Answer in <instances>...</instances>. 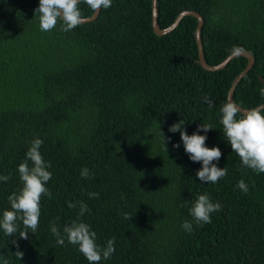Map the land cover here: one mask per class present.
<instances>
[{
  "label": "trees",
  "instance_id": "obj_1",
  "mask_svg": "<svg viewBox=\"0 0 264 264\" xmlns=\"http://www.w3.org/2000/svg\"><path fill=\"white\" fill-rule=\"evenodd\" d=\"M152 1L112 0L72 31L57 24L42 32L34 14L39 0H0V175L11 177L0 181V218L11 210L8 196L22 187L18 165L36 138L52 173L46 185L52 199H41L36 233L29 230L27 240L17 234V248L0 230V264H88L76 246H58L50 231L54 221L62 231L75 219L80 201L96 243L103 248L115 240L114 254L100 264H264V173L242 166L219 123L249 60L239 55L222 69L204 68L197 18L187 15L158 35ZM80 8L84 17L94 13ZM184 10L204 17L209 64L237 50L254 54L233 98L246 109L263 104L264 0H158L160 27ZM179 121L188 135L212 125L198 134L206 135V147L221 150L213 163L227 175L216 184L199 181L202 163L190 160L179 132L169 131ZM83 168L90 178L81 177ZM241 179L247 193L237 187ZM92 192L99 198H90ZM200 194L222 210L197 226L190 208ZM186 220L191 233L181 227Z\"/></svg>",
  "mask_w": 264,
  "mask_h": 264
},
{
  "label": "clouds",
  "instance_id": "obj_2",
  "mask_svg": "<svg viewBox=\"0 0 264 264\" xmlns=\"http://www.w3.org/2000/svg\"><path fill=\"white\" fill-rule=\"evenodd\" d=\"M85 4L93 12L101 9H108L112 5V0H39V6L34 10L38 17L39 29L42 32L53 30L57 24H60L61 30L69 32L79 27L85 20L80 5ZM261 97H264V88L260 89ZM209 107L212 104L209 103ZM223 134L230 144L232 152H235L240 158L243 167L251 169L256 174L264 173V104L257 105L251 109H243L230 99L220 108ZM183 123L179 121L173 124L169 131L179 132L180 139L183 142L184 150L193 162H201L202 167L197 171L196 176L202 183L216 184L220 179L227 175V168H219L213 161H219L222 156L218 147H206V135H199L200 131L207 133L213 129L210 124H200L197 131L188 135L183 130ZM163 136V144L165 137ZM167 139H170L167 138ZM43 141L39 138L34 139L28 151L26 152L24 162L18 165V174L22 187L18 192H13L8 196L11 210L3 211L0 218V230L7 237H12L11 243L19 245L16 242L17 234L20 239L29 238V230L36 233L39 227V218L41 214V199L48 197L52 199V194L47 182L52 178L50 162H46L40 152ZM178 148L179 144H174ZM167 150V148H166ZM29 161L31 166H29ZM83 179L90 178L89 169L83 168L80 173ZM10 175H0V181L8 182ZM237 187L244 193L249 191L247 183L241 179ZM90 198H99V193L92 192L88 194ZM79 212L75 219L63 226L61 231L56 222L50 224V231L56 237V244L64 246L65 241L68 244L77 247V250L83 254L88 264H100L101 260H108L115 252V240L109 239L106 247H101L96 243V232L91 226L81 218L89 212L87 204L83 201L78 202ZM70 209L77 208V203L68 202ZM219 203H213L207 194H200L192 203L190 216L197 226L210 224L211 214L221 211ZM125 219H132L129 214L124 215ZM18 221L22 223L21 230ZM182 229L191 233L193 223L184 221ZM14 255L20 261L24 255L21 251H16ZM4 264H8L5 260Z\"/></svg>",
  "mask_w": 264,
  "mask_h": 264
},
{
  "label": "water",
  "instance_id": "obj_3",
  "mask_svg": "<svg viewBox=\"0 0 264 264\" xmlns=\"http://www.w3.org/2000/svg\"><path fill=\"white\" fill-rule=\"evenodd\" d=\"M153 28L154 31L158 34V35H164L167 33L172 32L182 21V19L187 16V15H193L197 18L198 20V25H197V29H196V38H197V42H198V47H199V62L201 63V65L211 71H216L219 69L224 68L226 65H228V63L234 59L235 57L239 56V55H244L248 58V65L246 66V68L235 78V80L232 83V86L229 90V95H228V99H230L231 101H233L234 103H236L234 101V93L236 91V88L238 86V84L240 83V81L242 80V78L253 68L254 63H255V56L253 53L247 51V50H237L234 51L233 53H231L230 55H228L221 63L216 64V65H211L206 61L205 58V52H204V46H203V41H202V29H203V25H204V17L197 11H193V10H184L182 11L176 18V20L168 27L166 28H161L158 22V0H153ZM101 11V10H100ZM100 11L94 12L91 16L85 17L84 22H90L94 19H96L100 13ZM83 22V23H84ZM237 104V103H236ZM264 104V103H263ZM238 105V104H237ZM240 106V105H238ZM243 109L247 110L246 108L240 106Z\"/></svg>",
  "mask_w": 264,
  "mask_h": 264
}]
</instances>
